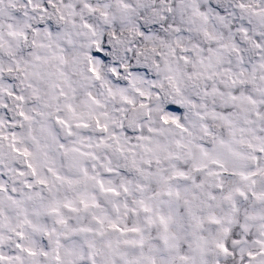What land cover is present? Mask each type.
I'll use <instances>...</instances> for the list:
<instances>
[{"label": "clouds", "instance_id": "obj_1", "mask_svg": "<svg viewBox=\"0 0 264 264\" xmlns=\"http://www.w3.org/2000/svg\"><path fill=\"white\" fill-rule=\"evenodd\" d=\"M0 264H264V0H0Z\"/></svg>", "mask_w": 264, "mask_h": 264}]
</instances>
